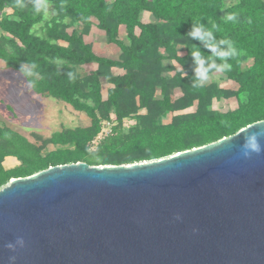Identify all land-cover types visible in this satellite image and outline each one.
I'll return each mask as SVG.
<instances>
[{
    "label": "trees",
    "instance_id": "obj_1",
    "mask_svg": "<svg viewBox=\"0 0 264 264\" xmlns=\"http://www.w3.org/2000/svg\"><path fill=\"white\" fill-rule=\"evenodd\" d=\"M143 12L154 20L143 22ZM1 15L5 69L18 71L37 94L85 113L90 123L48 137L34 133L37 143L0 122V189L56 165L158 160L264 120V0H0ZM92 26L119 47L118 58L85 42ZM244 59L252 64L241 70ZM216 72L236 88L206 83ZM230 98L236 108H214ZM167 113L170 120L162 122ZM126 119L135 121L127 130ZM105 122L111 131L91 150ZM8 156L20 163L5 168Z\"/></svg>",
    "mask_w": 264,
    "mask_h": 264
},
{
    "label": "water",
    "instance_id": "obj_2",
    "mask_svg": "<svg viewBox=\"0 0 264 264\" xmlns=\"http://www.w3.org/2000/svg\"><path fill=\"white\" fill-rule=\"evenodd\" d=\"M0 264H264V120L158 160L10 180Z\"/></svg>",
    "mask_w": 264,
    "mask_h": 264
},
{
    "label": "rangeland",
    "instance_id": "obj_3",
    "mask_svg": "<svg viewBox=\"0 0 264 264\" xmlns=\"http://www.w3.org/2000/svg\"><path fill=\"white\" fill-rule=\"evenodd\" d=\"M51 6V4L47 5L45 13L46 19L51 17ZM5 12L6 14L11 13L9 9H6ZM0 17H2V15ZM141 19L143 22L154 20L152 15L147 12H143ZM98 32L99 31L96 30L92 35L93 41L98 43L97 46L93 45L97 48L96 50H107L111 47V49H116L115 51L117 52L119 47L116 44H112L114 47L109 46L110 43L106 42L105 37H99ZM120 37L125 43H128L124 27L121 28ZM116 52H111V56L108 54L107 56L116 58ZM251 64L252 59H244L240 62V68L241 70L249 68ZM90 68H92V66L82 68L81 72L85 73L90 70ZM116 72L115 70V73ZM205 80L206 83L216 82L221 87L230 89L236 88V84L226 79L225 75L221 72L211 73L206 76ZM108 87L109 84H103L105 92ZM236 107L237 100L235 98L222 99L214 103V108L220 111H227ZM193 109L194 107L190 110ZM169 119L170 116L165 115L162 117V122H167ZM0 122L17 129L27 136L29 140L40 143L34 138V133H39L48 137L52 132L63 128L87 126L90 123V119L85 113L75 110L70 104L62 100H57L53 97L42 98L31 89L29 83L18 71L0 68ZM134 122L133 119H126L124 121V129L127 130ZM103 126V130L99 134L101 138L111 131L110 123L105 122ZM52 148V145L48 147V149Z\"/></svg>",
    "mask_w": 264,
    "mask_h": 264
},
{
    "label": "crops",
    "instance_id": "obj_4",
    "mask_svg": "<svg viewBox=\"0 0 264 264\" xmlns=\"http://www.w3.org/2000/svg\"><path fill=\"white\" fill-rule=\"evenodd\" d=\"M9 10H10V9H9ZM10 11H11V10H10ZM96 30L99 31V32H98L99 37H101V38L105 37L103 31L98 30L96 26H92L89 35L84 36V40H85V42L91 44L92 46H93V45H94V46H97V44H98L97 42L93 41V39H92V35H93V33L96 32ZM58 43L61 44V45H65V44H66V43L63 42V41H58ZM94 46H93V49L96 50L97 48H95ZM109 46H113V47H114V45H112L111 43H110ZM99 50H102V51H100V52H104V53L108 54L109 56H111V52H116V51H115L116 49H111V47H109V49H107L108 51L105 50V49H98L97 51H99ZM109 50H110V51H109ZM183 53H184V51H181L180 54H183ZM119 54H120V49H118V51L116 52V55H117L116 58H118ZM0 68H1V69H5V62H4V61H1V60H0ZM115 70L117 71L116 73L123 72V70H120V69H117V68H113V72H114V73H115ZM205 82H206V80H205ZM30 87H31V86H30ZM31 89H32V88H31ZM35 93H36V92H35ZM36 94H37V93H36ZM102 94H103V97H106V92L104 91L103 88H102ZM38 95H40V94H38ZM40 96H41L42 98H46V96H43V95H40ZM188 110H190V109H188ZM142 112H144V110H142ZM166 115H169V113H167ZM169 116H170V115H169ZM169 120H170V119H169ZM169 120H168V121H169ZM10 127H11V126H10ZM16 130H17V129H16ZM19 132H20V131H19ZM20 133H21V132H20ZM22 134H23V133H22ZM19 163H20V162L18 161L17 158H15V157H13V156H8V157H6V159H5V161H4V166H5V168L9 169V168H14V167L17 166Z\"/></svg>",
    "mask_w": 264,
    "mask_h": 264
},
{
    "label": "built area",
    "instance_id": "obj_5",
    "mask_svg": "<svg viewBox=\"0 0 264 264\" xmlns=\"http://www.w3.org/2000/svg\"><path fill=\"white\" fill-rule=\"evenodd\" d=\"M102 138L100 137V135L96 138V139H94L92 142H91V150H95V148H96V146H97V144L99 143V141L101 140Z\"/></svg>",
    "mask_w": 264,
    "mask_h": 264
},
{
    "label": "bare ground",
    "instance_id": "obj_6",
    "mask_svg": "<svg viewBox=\"0 0 264 264\" xmlns=\"http://www.w3.org/2000/svg\"><path fill=\"white\" fill-rule=\"evenodd\" d=\"M113 138V137H112Z\"/></svg>",
    "mask_w": 264,
    "mask_h": 264
}]
</instances>
